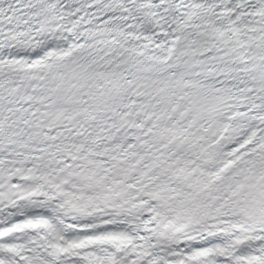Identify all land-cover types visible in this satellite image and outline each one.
Masks as SVG:
<instances>
[{
	"label": "snow or ice",
	"instance_id": "1",
	"mask_svg": "<svg viewBox=\"0 0 264 264\" xmlns=\"http://www.w3.org/2000/svg\"><path fill=\"white\" fill-rule=\"evenodd\" d=\"M0 264H264V0H0Z\"/></svg>",
	"mask_w": 264,
	"mask_h": 264
}]
</instances>
